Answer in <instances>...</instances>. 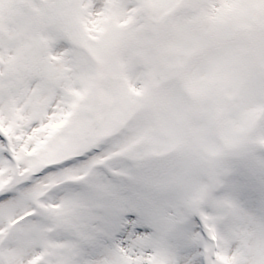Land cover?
Returning <instances> with one entry per match:
<instances>
[{"label": "snow or ice", "instance_id": "6c2138e0", "mask_svg": "<svg viewBox=\"0 0 264 264\" xmlns=\"http://www.w3.org/2000/svg\"><path fill=\"white\" fill-rule=\"evenodd\" d=\"M0 264H264V0H0Z\"/></svg>", "mask_w": 264, "mask_h": 264}]
</instances>
